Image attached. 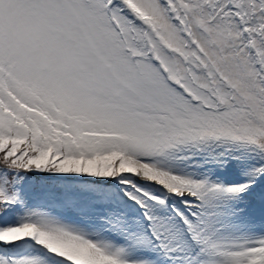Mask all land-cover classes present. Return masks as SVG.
Masks as SVG:
<instances>
[{
  "label": "snow or ice",
  "instance_id": "6c2138e0",
  "mask_svg": "<svg viewBox=\"0 0 264 264\" xmlns=\"http://www.w3.org/2000/svg\"><path fill=\"white\" fill-rule=\"evenodd\" d=\"M240 147L264 0H0V264H264L228 226L264 162L214 173Z\"/></svg>",
  "mask_w": 264,
  "mask_h": 264
},
{
  "label": "rangeland",
  "instance_id": "374dc122",
  "mask_svg": "<svg viewBox=\"0 0 264 264\" xmlns=\"http://www.w3.org/2000/svg\"><path fill=\"white\" fill-rule=\"evenodd\" d=\"M190 151L196 153L195 149H191ZM207 151H208V147L204 149V152ZM251 152L252 150H249V148L246 147H240L234 149V155H236L237 158L235 160L230 161V164L235 172L234 178H232L231 182H238L247 179L248 178L247 174L250 168L255 166L257 163L264 162V157L257 159L253 157ZM200 158L201 157L199 155L194 157V159H200ZM196 167L198 168L199 166L196 165ZM263 177L264 176H258L256 179H260ZM240 199L236 203L238 207H242L243 213L232 218L228 226L240 230L254 229V231H264V227H262L264 224V220L262 219L263 217L256 216L257 213L260 212L257 209L258 203L264 205V200L260 202H256L247 197L243 198L242 200ZM259 222H263V223L259 224ZM158 264H167V262L162 259H158Z\"/></svg>",
  "mask_w": 264,
  "mask_h": 264
}]
</instances>
